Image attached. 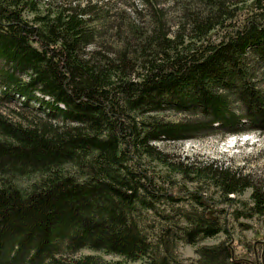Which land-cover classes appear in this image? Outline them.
Returning a JSON list of instances; mask_svg holds the SVG:
<instances>
[{"label":"trees","instance_id":"1","mask_svg":"<svg viewBox=\"0 0 264 264\" xmlns=\"http://www.w3.org/2000/svg\"><path fill=\"white\" fill-rule=\"evenodd\" d=\"M234 1L204 0L173 37L85 55L93 33L75 14L0 0V264H179L178 242L196 264H262L254 247L199 243L227 232L246 189L264 228V188L153 145L264 132V0ZM14 98L30 118L1 110Z\"/></svg>","mask_w":264,"mask_h":264},{"label":"rangeland","instance_id":"2","mask_svg":"<svg viewBox=\"0 0 264 264\" xmlns=\"http://www.w3.org/2000/svg\"><path fill=\"white\" fill-rule=\"evenodd\" d=\"M37 8L39 14L62 9L66 13L76 15L84 22L87 34L93 33L92 40L84 48L85 55L93 52L107 54L111 51L131 49L143 36L151 35L159 27L166 28L169 37L175 36L183 29L189 30L191 16L202 14L204 0H28ZM234 4V0H228ZM32 16H28L30 19ZM92 31H88V30ZM264 85V68L256 72ZM1 110L7 114H19L30 118V110H21L20 103L14 98L10 103H3ZM32 116H42L33 113ZM167 120H177L179 115L165 112L162 115ZM156 149L168 158V161L181 165L195 163L196 167H217L228 169L235 179L242 178L254 188H264V132L251 131L240 134L221 135L212 132L207 135H195L186 140L154 142ZM155 165V164H154ZM155 167L162 169L161 165ZM178 179H180L178 177ZM188 190H194L192 184H185ZM213 200L221 203L214 191L210 190ZM251 189H246L241 195L234 196L232 205L219 207L230 214L224 218L225 233L206 239L202 243L214 245L222 240H228L240 253H246L253 247L254 255L263 262L264 228L257 217L246 218L250 206ZM232 214L239 218H233ZM263 245V246H262ZM193 245L178 242L176 255L179 264H196ZM106 261L118 260L112 255L89 252ZM79 256V255H77ZM139 264V263H136Z\"/></svg>","mask_w":264,"mask_h":264},{"label":"bare ground","instance_id":"3","mask_svg":"<svg viewBox=\"0 0 264 264\" xmlns=\"http://www.w3.org/2000/svg\"><path fill=\"white\" fill-rule=\"evenodd\" d=\"M263 246V245H262Z\"/></svg>","mask_w":264,"mask_h":264}]
</instances>
